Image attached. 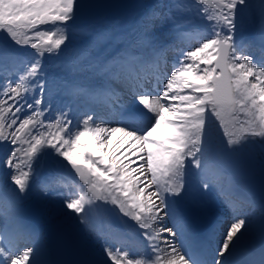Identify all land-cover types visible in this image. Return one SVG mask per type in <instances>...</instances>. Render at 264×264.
Returning a JSON list of instances; mask_svg holds the SVG:
<instances>
[{"label":"snow or ice","instance_id":"6c2138e0","mask_svg":"<svg viewBox=\"0 0 264 264\" xmlns=\"http://www.w3.org/2000/svg\"><path fill=\"white\" fill-rule=\"evenodd\" d=\"M87 7L82 0H0L7 42H0V176L7 177L0 179V264H48L21 208L33 188L59 197L66 213L106 240L103 226L90 220L98 202L135 222L138 236L105 243L103 264H230L248 231L240 211L255 200L236 191L226 153L264 148V0H157L128 31L85 27L83 44L61 65L65 75L50 80L45 56L61 55L77 13ZM193 18L203 27L186 29ZM246 23L255 27L250 38L243 35ZM193 37L196 46L179 49L169 73L168 51ZM125 91L138 102L132 109L120 103ZM53 93L105 105L119 124L109 126L94 112L75 124L63 110L47 119L45 96ZM137 120L149 123L136 127ZM212 123L222 140L215 153ZM45 154L58 157L69 175L36 179L34 166ZM192 174L197 191L213 193L234 216L210 259L190 243L183 204L193 194ZM21 237L31 246L19 249ZM232 264H264V240Z\"/></svg>","mask_w":264,"mask_h":264},{"label":"rangeland","instance_id":"374dc122","mask_svg":"<svg viewBox=\"0 0 264 264\" xmlns=\"http://www.w3.org/2000/svg\"><path fill=\"white\" fill-rule=\"evenodd\" d=\"M115 1H119V0H115ZM83 2H85V0ZM155 3H157V1H155L154 4ZM252 3H255V0H252ZM148 9L149 7L144 9L142 12V15L144 12L148 11ZM115 24L110 23L111 27H109L108 29L114 30ZM163 28L167 30L168 32H171L170 26H168L166 23L163 25ZM85 37H86L85 32L81 30H76L75 28H72V29L70 28L69 29V41L67 43H69L71 40H82ZM245 38H249V35L248 37L246 35ZM171 40H172V37L171 35H169L167 37V41H171ZM192 40H195V38L191 40L185 39L182 41L180 40L176 41L175 44H180L181 47L176 46L173 49L168 51L167 71L169 73L172 71V63L179 58L178 50L181 48L188 49L189 47L196 46V42H192ZM123 94L126 96V99L129 103L130 108L131 109L134 108L138 103L136 100V97L126 91ZM71 110H73L72 114L78 115L77 118L82 117L85 113L94 112L97 116L103 117L108 122H110V119L114 120L117 115V112H113L105 105H85L82 102H76L72 106ZM54 116L55 114H53L51 118H53ZM69 118L73 119V116L69 115ZM73 123L74 124L76 123L74 122V119H73ZM109 126H115V125H111L109 123ZM138 127H144V126L138 125ZM208 132L210 136V151L212 153H215L219 150V148L220 149L222 148L221 133L219 132L217 126L214 123L209 124ZM246 147L251 148V151L249 153L247 151V157H245V155L243 157L242 150L232 152L233 157L236 160H239L243 166L247 162L250 170H255L256 167H262L264 169V148H262V146L259 143L257 144V146H255V149H257V152L255 149H253L252 144H249ZM111 149H112V144H109L108 149H106V151H111ZM47 152L50 153L51 150L49 149L47 150ZM226 156L228 159L231 160V162L234 161L231 159V156L229 153H226ZM43 162H44L45 167H47L45 168V172H46L44 173L45 176L52 172H64L65 170V168L61 167V165L59 164L58 157H53L51 155L45 154L40 157L38 164L34 166L36 169V175L40 173V169L44 166V165L42 166ZM0 179H3L6 181L7 177L0 176ZM187 179L192 185L193 194L187 198V200L185 201L183 205L186 206L191 211V214L193 216H195L196 218H199L198 219L199 221L202 219V221H200L201 223L202 222L204 223L208 220L206 219L208 218V215H207L209 214L208 212H210L212 208L216 207L215 205H217V208L221 210L224 206V203L218 200L217 197L215 198V195L213 193H209L208 195H205L204 197H202L203 194L197 191V177L194 174L189 175ZM252 179H253L252 181L254 185L257 188H261V185H263V180L261 178H258L257 175L252 176ZM234 183H235V188L237 191V181L234 180ZM238 193L239 195L243 196V193H241V191H238ZM245 193H246V196L251 195V197L255 200V207H249V208L244 207L240 211V215L243 216L244 213H246V217L249 218V219L247 218L248 220L247 227L248 229L251 228L250 229L252 231L251 234L253 233L252 235L250 234V237L254 238L257 236V234L262 232L264 228V205H263L262 199H259L258 197L256 198L254 197V194L252 193L250 186L246 187ZM216 200L218 201L217 204H215V202H217ZM210 201H212L213 203L211 202L210 204ZM34 202H36L37 205ZM205 202L207 204L205 205L206 209H203L204 208L203 205L205 204ZM98 203H101L102 207L90 213V220H91L92 225H94L98 230L101 229V226H103V232L107 234V236L109 237L107 240L105 238V235L97 236L93 233H90L87 230V228L78 221L75 215H70L66 213L62 207L61 199L59 197L44 198L35 190V188L30 190L25 195L21 203V208L23 204L27 206L31 205L32 207H35L39 212L38 217L42 221L44 229L48 225H52V224L62 225L65 228H67L72 238L77 243V246L79 247V252H80V255L82 256V262H84L82 264H103V260H104L103 246L105 245L106 242L112 243V240L119 238L122 234H125V233L129 235H137V236H138V233L136 232L135 222L131 221L128 217H123L122 214L119 213V210L116 209L113 205L103 204V202H98ZM210 205H212L211 208H210ZM242 211H245V212H242ZM232 216H233V212H232ZM167 223L171 225L170 221H168ZM165 236H167L166 233H165ZM250 237L247 238L248 241H251L252 238L250 239ZM40 241H43L42 245L44 246V249L46 251V245H45L44 239L40 238ZM176 242L179 243V239H177ZM17 245L19 249H22L25 246H31V241L26 240L23 237H21L17 241ZM161 246L163 247V245ZM88 260L90 261L88 262Z\"/></svg>","mask_w":264,"mask_h":264},{"label":"trees","instance_id":"16d2710c","mask_svg":"<svg viewBox=\"0 0 264 264\" xmlns=\"http://www.w3.org/2000/svg\"><path fill=\"white\" fill-rule=\"evenodd\" d=\"M84 0H82L83 2ZM149 1V2H147ZM88 7L82 11L78 12L76 15L75 22L71 25L72 27H78L77 29L87 28H109L111 22H116V27L118 32H125L130 30L135 22L141 17L140 13L146 5L152 4L151 0H85ZM76 25V26H74ZM191 25V24H190ZM246 26V24H245ZM247 28V26H246ZM0 42L4 41V36L0 35ZM82 42H72L67 43V47L62 51L61 55L56 58H49L47 55L44 59V64L48 68V78L51 80L53 78H59L65 73L61 70V65L72 56V54L83 44ZM24 49H18V52L21 55L24 53ZM66 98L63 95L53 93L51 98L45 96V107L49 108V111L46 113V117L51 114L53 107L56 109L63 108L65 111H68L66 102H75L70 100V98L65 102L63 99ZM77 116L74 115V121ZM264 175V173H260ZM264 179V177H263Z\"/></svg>","mask_w":264,"mask_h":264},{"label":"water","instance_id":"95a60500","mask_svg":"<svg viewBox=\"0 0 264 264\" xmlns=\"http://www.w3.org/2000/svg\"><path fill=\"white\" fill-rule=\"evenodd\" d=\"M66 172L69 175L67 169ZM48 242L53 256V264H79V258L74 249L73 242L66 235L64 229L61 227L50 229L48 232Z\"/></svg>","mask_w":264,"mask_h":264},{"label":"bare ground","instance_id":"6f19581e","mask_svg":"<svg viewBox=\"0 0 264 264\" xmlns=\"http://www.w3.org/2000/svg\"><path fill=\"white\" fill-rule=\"evenodd\" d=\"M114 124H119L118 122H115ZM111 140H112V147H113V144L115 143V142H117L118 140H119V134H116V135H113L112 137H111ZM205 195H202V197H204ZM200 197V196H199ZM214 198V197H213ZM212 198V199H213ZM215 198H216V196H215ZM205 199V198H204ZM210 200V199H209ZM219 200V199H218ZM213 201V200H212ZM212 201H210V204H211V202ZM217 201V200H216ZM218 202V201H217ZM209 203V202H208ZM213 203V202H212ZM221 204V203H220ZM205 205H207L206 204V202H205V204L203 205V209H206L205 207ZM211 206L212 205H210V208H211ZM216 206V205H215ZM219 206V205H218ZM220 207V206H219ZM249 208V207H248ZM213 209V208H212ZM247 209V208H246ZM251 209V208H250ZM208 210V209H207ZM222 210V209H221ZM245 210V209H244ZM199 211V210H198ZM213 212V211H212ZM242 212H245V211H242ZM209 213V212H208ZM249 213V212H248ZM246 214V213H245ZM201 215V214H200ZM207 215H209V214H207ZM214 215H217V212H215L214 211ZM221 215H223V216H225V212H221ZM244 216V215H243ZM200 217V216H199ZM257 217V216H256ZM205 218V217H204ZM203 218V219H204ZM248 218V217H247ZM196 219H199V218H196ZM206 219H208V218H206ZM234 219V218H233ZM249 219V218H248ZM200 221H202V219L200 220ZM233 221V220H232ZM248 221V220H247ZM203 223V222H202ZM169 226V225H168ZM171 226V225H170ZM229 226H230V224L227 226V229L229 228ZM251 229V228H250ZM250 229H248V231L247 232H245V234H244V236L242 237V239H241V242H240V245H239V247H238V249H237V251H236V254L234 255V257L232 258V262H234V261H238V260H240L241 259V253H242V247L243 246H245L246 244H248V240H247V238H249L250 237V234H251V230ZM253 234V233H252ZM251 234V235H252ZM255 234H257V233H255ZM254 234V235H255ZM225 235V234H224ZM258 235V234H257ZM254 237V236H253ZM224 238V237H223ZM252 237H250V239H251ZM249 239V240H250ZM253 239V238H252ZM251 239V240H252ZM256 239V238H255ZM254 239V240H255ZM177 243V242H176ZM77 244V243H76ZM178 244V243H177ZM83 253V252H82ZM85 253V252H84ZM88 256V255H87ZM90 259V258H89ZM90 260H88V262H89ZM87 262V261H86ZM232 262H230V263H232ZM82 263H84V262H82Z\"/></svg>","mask_w":264,"mask_h":264}]
</instances>
